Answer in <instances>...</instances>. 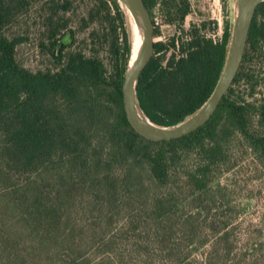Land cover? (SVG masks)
Returning a JSON list of instances; mask_svg holds the SVG:
<instances>
[{"label":"trees","instance_id":"16d2710c","mask_svg":"<svg viewBox=\"0 0 264 264\" xmlns=\"http://www.w3.org/2000/svg\"><path fill=\"white\" fill-rule=\"evenodd\" d=\"M110 1L125 22L120 2ZM30 4L0 0V199L7 204L0 212V264H106L90 262L93 247L119 263L118 240L126 231L183 262L185 250L207 244L205 229L219 232L205 264H227L235 244L226 231L232 219L210 214L226 191L224 174L237 166L234 149L264 158V102L228 94L194 133L150 141L132 129L123 105L132 23H122L121 65L114 75L100 59L83 54L66 61L60 54L58 71L35 73L16 60L22 40L4 35ZM48 5L43 23H67L69 0ZM171 8L181 21L179 34L154 44L136 88L143 114L163 129L186 122L211 99L232 42L231 26L218 41L207 35L206 23L186 30L188 0H172ZM263 44L264 1L247 45ZM9 228L21 237H11Z\"/></svg>","mask_w":264,"mask_h":264},{"label":"rangeland","instance_id":"374dc122","mask_svg":"<svg viewBox=\"0 0 264 264\" xmlns=\"http://www.w3.org/2000/svg\"><path fill=\"white\" fill-rule=\"evenodd\" d=\"M50 1L31 0L28 11L18 16L4 31L6 37L22 40L16 51L19 65L35 73L56 72L61 68L58 60L60 54L63 55V61L71 54H83L86 57L100 59L105 64L108 75H114L121 65L118 45L123 40L122 23L131 28L127 12L122 10L126 13V20L123 22L121 14L110 0H69L71 6L65 16L67 23H43L40 18L45 13L44 9L49 8ZM188 2L190 14L183 22L186 30L193 24L206 23L207 35L218 41L224 37L226 28L231 26L233 38L238 21L236 0H188ZM150 3L155 31L159 30L158 35L154 37L155 43L169 42L174 36L177 37L181 21L174 15L171 8L172 0H159L157 4L150 0ZM55 29L58 31L57 36L51 39L52 31ZM62 42L66 44L65 47L62 46ZM228 94L237 100L264 102V44L257 47L246 46L240 69L226 95ZM199 113L200 111L197 114ZM234 150L238 155L237 166L232 172L224 174L222 179L226 191L224 196L218 199L217 206L210 215L217 214L219 217L232 219L226 231L230 233V239L234 240L235 244L232 254L225 260L227 264H264V158L260 160L250 152L243 153L239 147ZM6 205V202L0 199V212H4L2 208ZM11 222L10 218L6 219L8 225H11ZM9 230L11 237H21V234L11 228ZM126 232L127 234L118 240L123 254L122 262L118 263L117 259L108 253H96L95 247L88 251L90 262L205 264L212 243L219 235L217 231L205 229L207 244L198 250L189 247L188 251L191 252L185 250L189 256L181 262L176 259L177 253L173 255H169L168 252L161 253L153 245L140 244L143 239L138 240L135 237L137 232ZM115 233L114 230L112 235Z\"/></svg>","mask_w":264,"mask_h":264},{"label":"water","instance_id":"95a60500","mask_svg":"<svg viewBox=\"0 0 264 264\" xmlns=\"http://www.w3.org/2000/svg\"><path fill=\"white\" fill-rule=\"evenodd\" d=\"M129 1L134 5V7H136V9L139 12L142 13L143 21H144L145 38H144V49H143L141 61L130 74L126 75V79L123 84V89H122L123 105L128 123L136 133L153 142L174 140L190 135L209 122V120L212 118V116L219 108L224 97L228 93L240 69L245 54V49L248 43V37H249L253 17L255 15V11L258 4H251L248 2V0H236V9L238 13V21L240 24V28L237 33L235 32L232 38V43L230 46L223 75L211 99L200 110V113L197 114L195 117H193L191 120L186 121L175 127L168 128L169 131L166 133H160V132H149L145 130L138 123L133 111L134 97L138 103L137 90H136L137 85L144 70L146 69L149 61L151 60L154 54L155 23L153 21L152 13L148 8V6L146 5L145 0H129ZM133 48H134V41H133Z\"/></svg>","mask_w":264,"mask_h":264},{"label":"bare ground","instance_id":"6f19581e","mask_svg":"<svg viewBox=\"0 0 264 264\" xmlns=\"http://www.w3.org/2000/svg\"><path fill=\"white\" fill-rule=\"evenodd\" d=\"M122 7L126 9L127 13L129 14V18L131 19L132 26L134 28V48L132 52V60L130 68L127 71V74H130L136 66L140 63L143 49H144V38H145V31H144V21L142 13L139 12L136 7L129 1V0H118ZM264 0H248L251 4H260ZM247 8V7H246ZM240 28L239 21L236 22L235 25V32L237 33ZM133 111L138 123L147 131L149 132H160L166 133L169 129H163L155 126L152 124L146 116L143 114L142 110L138 106V103L134 97L133 100Z\"/></svg>","mask_w":264,"mask_h":264}]
</instances>
